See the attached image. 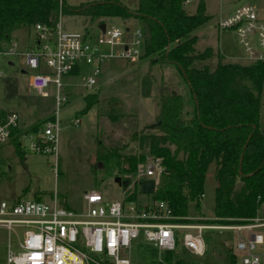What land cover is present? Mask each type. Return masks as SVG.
Masks as SVG:
<instances>
[{
  "label": "rangeland",
  "instance_id": "1",
  "mask_svg": "<svg viewBox=\"0 0 264 264\" xmlns=\"http://www.w3.org/2000/svg\"><path fill=\"white\" fill-rule=\"evenodd\" d=\"M102 0H63L66 6L75 10L89 2ZM129 8H136L137 0H119ZM250 1L264 19V0ZM210 20L197 29L199 36L197 49L203 51L212 47L218 54L224 53L229 61L246 63L247 56L238 43L235 34L228 30L219 31L221 16L231 13L239 5L238 0H206ZM197 0L186 5L189 12L196 8ZM73 13V12H72ZM59 22L69 32L88 34L95 42L100 37L97 21L89 18L59 14ZM105 24L121 28L141 25L136 18H110ZM16 45V46H15ZM220 46V49H219ZM34 48L32 27L14 31L11 39L0 42V109L4 113L14 112L20 117L21 147L10 143L0 149V204L17 201H42L48 204L65 206L76 211H84V194L97 191L106 202L131 196L137 204L150 205L155 199L142 193L138 172L149 160L150 145L142 144L137 137L152 126L158 114L157 97L161 93H176L183 96L186 107L192 109L193 100L190 88L178 68L170 63L155 64L157 57H144L136 62L121 60L106 61L101 66V74L92 89L83 87L84 78L92 76V66L81 64L78 74L64 77L63 94L69 101L58 107L55 102L56 88L50 86L44 98L29 87V77L34 72L26 66V53ZM247 60V61H246ZM152 82L150 97L144 96V79ZM91 96L96 103L87 112L86 97ZM57 116L59 133L57 151L41 154L33 150V143L39 130H43L46 121ZM80 120L81 124L74 122ZM260 127L264 130V87L261 97ZM34 133V135H32ZM29 134V135H27ZM36 135V136H35ZM31 136H35L31 139ZM98 141L104 148H118L123 157L146 155L147 161L140 165L136 174L128 179L122 177L118 169L110 174L104 169V162L97 161ZM174 150V147H171ZM102 165V167H100ZM126 168V164H122ZM215 166L209 168L204 194L199 204L191 203L188 224L221 225L213 221L217 182L214 177ZM117 177L127 182L126 187L116 183ZM162 177L158 178V180ZM155 182V181H154ZM241 183L238 188H241ZM156 186V183H155ZM223 226V225H222ZM264 236V228L259 230ZM25 230L20 238L24 237ZM239 235L228 230H206L203 241L206 252L203 256L176 244L173 252L174 263L184 260L186 264H230L231 256L239 257L235 246ZM9 246L16 249L18 238L7 231L0 230V264H7ZM264 256V245L259 248ZM131 264H165L164 253L146 244L141 238L135 242L130 252Z\"/></svg>",
  "mask_w": 264,
  "mask_h": 264
},
{
  "label": "trees",
  "instance_id": "2",
  "mask_svg": "<svg viewBox=\"0 0 264 264\" xmlns=\"http://www.w3.org/2000/svg\"><path fill=\"white\" fill-rule=\"evenodd\" d=\"M186 1L137 0L132 9L119 0H102L75 10L63 0H0V42L9 41L14 31L24 27L55 28L59 14L89 18L98 26L110 18L138 19L146 34L144 57L156 55L153 65H175L193 100L189 109L179 94L157 97L156 120L137 139L150 145L149 159L161 161L163 176L155 187L153 180L141 178V192L166 202L175 222L191 223L189 207L195 203L199 208L214 165L217 186L210 223H246L260 215L264 204V131L260 127L264 62L226 61L211 47L199 51L194 33L211 17L206 0H197L194 12L187 10ZM143 85L149 98L151 80L144 79ZM95 103L87 96L84 112ZM0 114H5L2 109ZM98 148L97 161L104 162L107 173L118 169L126 179L147 161L146 155L125 158L118 148H104L100 141ZM163 253L165 264H186L181 259L174 263L173 252ZM90 264L103 263L91 257ZM230 264H238L234 255Z\"/></svg>",
  "mask_w": 264,
  "mask_h": 264
},
{
  "label": "built area",
  "instance_id": "3",
  "mask_svg": "<svg viewBox=\"0 0 264 264\" xmlns=\"http://www.w3.org/2000/svg\"><path fill=\"white\" fill-rule=\"evenodd\" d=\"M191 0H187L189 4ZM236 8L221 16L219 31L235 34L243 47L248 62H264V19L257 8L247 0H238ZM34 48L26 53V66L34 73L29 77V87L44 98L46 90L55 86L58 107L69 97L63 94L64 77L79 73L81 64L92 66V76L84 78L83 87L92 89L106 61H139L145 53L146 34L142 26L121 28L106 24L105 32L89 42V34L69 32L61 22L55 28L37 24L32 27ZM16 46V45H15ZM1 76V73H0ZM74 124H81L76 120ZM59 121L57 116L46 121L33 143V150L41 154L57 151ZM21 125L17 113L0 114V149L10 143L21 147ZM29 135V134H27ZM34 135V133L32 134ZM35 136H31V139ZM163 176L160 160L149 159L138 172V177L153 180L156 186ZM139 179V180H140ZM132 195L106 202L100 192L84 194L86 209L76 211L53 202L17 201L0 204V230L18 238L16 249L9 246L7 264H90L95 257L103 264H131L130 252L141 238L150 247L174 252L176 244L203 256L206 230H228L239 235L235 249L238 264H264L259 248L264 245V204L261 213L246 223L231 225L186 224L174 221L172 210L166 202L150 205L137 204ZM25 230L24 237L20 238Z\"/></svg>",
  "mask_w": 264,
  "mask_h": 264
},
{
  "label": "water",
  "instance_id": "4",
  "mask_svg": "<svg viewBox=\"0 0 264 264\" xmlns=\"http://www.w3.org/2000/svg\"><path fill=\"white\" fill-rule=\"evenodd\" d=\"M98 28L102 31V33H104L105 32V29H106V24L105 23L100 24L98 26ZM100 167H102V165H100ZM116 183H118V185L124 186V187H126L128 185L127 182H123L122 178H119V177H117ZM153 187H155V182H153Z\"/></svg>",
  "mask_w": 264,
  "mask_h": 264
},
{
  "label": "crops",
  "instance_id": "5",
  "mask_svg": "<svg viewBox=\"0 0 264 264\" xmlns=\"http://www.w3.org/2000/svg\"><path fill=\"white\" fill-rule=\"evenodd\" d=\"M195 0H192V2H194ZM206 4H207V2H206ZM196 9V8H195ZM195 9H193V12L195 11ZM207 12H208V8H207ZM208 14H209V16L211 17L212 15L208 12ZM196 34V32L194 33V35ZM197 37H198V40L200 39L199 38V36L197 35ZM212 48V47H211ZM213 49V48H212ZM219 49H220V46H219ZM217 54V53H216ZM218 54H220V56H222L223 57V59L224 60H226V59H228L227 57L225 58V56H224V53L221 51V50H219V52H218ZM226 61H229V60H226ZM247 61V60H246ZM248 62V61H247ZM78 74V73H77ZM74 75H76V74H74ZM264 131V130H263Z\"/></svg>",
  "mask_w": 264,
  "mask_h": 264
}]
</instances>
